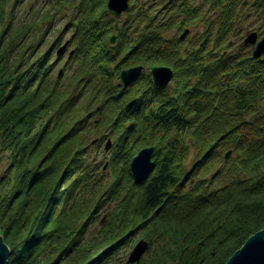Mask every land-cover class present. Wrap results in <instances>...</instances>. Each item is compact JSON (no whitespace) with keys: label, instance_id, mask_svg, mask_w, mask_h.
Here are the masks:
<instances>
[{"label":"trees","instance_id":"obj_1","mask_svg":"<svg viewBox=\"0 0 264 264\" xmlns=\"http://www.w3.org/2000/svg\"><path fill=\"white\" fill-rule=\"evenodd\" d=\"M27 1L0 0L8 264H121L136 232L150 243L137 264H226L264 229V55L246 43L227 50L245 21L264 34V0H131L115 45L107 0H42L29 16ZM52 28L75 42L56 78L51 51L36 49ZM131 65H169L174 82L156 88L142 73L117 99ZM108 137L102 173L91 142ZM145 146H155V165L136 185L130 161ZM192 155L197 178L178 186ZM219 178L227 182L215 187Z\"/></svg>","mask_w":264,"mask_h":264},{"label":"water","instance_id":"obj_2","mask_svg":"<svg viewBox=\"0 0 264 264\" xmlns=\"http://www.w3.org/2000/svg\"><path fill=\"white\" fill-rule=\"evenodd\" d=\"M108 7L110 11L119 17L124 11L129 8V0H108ZM117 29L120 26L117 24ZM188 32L185 30L182 37H184ZM118 37V32L111 36V42H115ZM245 42L253 46V56L259 58L264 55V35L259 38L256 31H252L245 38ZM66 45H63L58 53H61L65 49ZM143 66H134L126 68L121 72V78L123 86L116 93L115 97L120 98L123 94L124 89L132 83L141 73ZM150 74L152 76L153 82L158 86L168 85L173 78V70L166 66H153L150 68ZM137 99H133L126 106V110L132 109L136 103ZM111 140L109 139L106 144V149L110 148ZM155 148L153 146L142 148L138 151L131 162V171L135 179V183H141L153 166V154ZM229 153V152H228ZM196 162L192 168L187 171L184 178L179 182L182 185L189 178L192 171L197 166ZM148 248V243L142 239L139 241L138 245L129 253L128 262L138 261ZM9 249L5 244L3 238L0 236V264H8ZM226 264H264V229L252 234L246 242L229 258Z\"/></svg>","mask_w":264,"mask_h":264},{"label":"rangeland","instance_id":"obj_3","mask_svg":"<svg viewBox=\"0 0 264 264\" xmlns=\"http://www.w3.org/2000/svg\"><path fill=\"white\" fill-rule=\"evenodd\" d=\"M148 1L149 0H140V2L141 3H145L146 4V7H148L149 6V3H148ZM43 1L42 0H28L27 1V14L26 15H30V13H32V11H33V9H36V8H38V7H40L41 6V3H42ZM136 1L134 0V3H135ZM145 7V8H146ZM127 18H133V16L132 15H130V14H128V11L127 12H125V13H122L121 15H120V18H119V20L122 22L124 19L126 20ZM246 23H243V25H242V27L239 29V27H238V29L233 33V36H232V39H231V47L230 48H228L227 50L228 51H230V52H232V53H238V52H240V51H242V50H244V46H245V38L248 36V34L250 33V32H252V30H250L252 27H249V24H248V22L249 21H245ZM239 23H241V22H239ZM59 25L60 24H56V27H59ZM56 35H58V34H56V31L52 28L50 31H49V33H48V35H47V42L44 44V45H41V46H39V47H36V49H37V52H42V53H44V52H46V51H48V50H50V48H52V45H54L55 44V42H53V40L54 39H56L57 38V36ZM168 35V34H167ZM259 36H262V35H259ZM66 38V37H65ZM53 42V43H52ZM244 43V44H243ZM246 44H248V49L249 50H251L252 51V45L251 44H249V43H246ZM52 54V53H51ZM59 59V58H58ZM66 59H67V54H65L64 55V57L62 58V59H60V61H57V62H55V60H56V56L54 55V52H53V57H51V62L52 63H50L51 64V68H52V66H54L55 68L53 69V72H52V76L53 77H57V73H58V71H59V69L61 68V67H65V62H66ZM57 63V64H56ZM50 68V69H51ZM70 68V67H69ZM173 69V72H174V76H175V69L174 68H172ZM66 71H67V69H66ZM65 71V72H66ZM71 74V71H67V73L62 77V80L63 81H66L67 80V76L68 75H70ZM105 141H106V138L102 141V142H100V143H97V148L100 150V151H102L103 152V156L101 155V156H95V157H93V158H95V159H98V161H99V164L101 165V167L102 168H100V172H102L103 173V168L105 169L106 168V164H107V160H108V158H109V156H110V154H111V150H109V151H106L105 149H104V144H105ZM145 147H149V146H145ZM145 147H143V148H145ZM142 149V148H141ZM140 149V150H141ZM139 150V151H140ZM231 153H232V151H229V153H226L225 154V157H229L230 155H231ZM155 155V154H154ZM194 157H195V155H192L191 157H189V159H188V161H186L185 163H186V165H184V167L185 166H187V168L185 169V172L182 174V177H181V179H183L184 178V176H185V174L187 173V171H189L191 168H192V165H194L198 160H196V159H194ZM155 165V164H154ZM154 165H153V167H154ZM7 166V157H6V155L5 156H3V157H1V160H0V174L3 172V170L5 169V167ZM104 166V167H103ZM197 166H198V164H197ZM130 167V166H129ZM183 168V167H182ZM152 170H153V168H152ZM152 170L151 171H149V173L146 175V178L150 175V173L152 172ZM107 171V170H106ZM193 173V172H192ZM192 173H191V176H190V178L186 181V183H188L186 186H188L191 182L190 181H192L193 179L195 180L196 178H197V176H196V174H195V176H193L192 175ZM131 177H132V180H133V182H135V179H134V176H133V174H132V171H131ZM145 178V179H146ZM208 178L209 179H211V175H209L208 176ZM144 179V180H145ZM143 180V181H144ZM142 181V182H143ZM227 182V179H225V178H219L218 180H215V181H213V185L215 186V187H219V186H221V185H223V184H225ZM136 185H139V184H141V183H135ZM108 205V204H107ZM134 236V238H133V242H134V244H133V246L131 247V248H129V249H126L125 251H123L124 252V254H123V256H122V259L120 260V262H121V264H124V263H127V264H137L138 262H140L141 260H142V258L143 257H146L147 255H146V252H147V250L148 249H146V252L143 254V257L142 258H140L138 261H136V262H132V263H130V262H128V259H129V252H131L137 245H138V243H139V241L140 240H142V239H144L147 243H148V247L150 246V243H149V241L147 240V239H145V238H139V232H136V234H134L133 235ZM227 263V262H226Z\"/></svg>","mask_w":264,"mask_h":264},{"label":"flooded vegetation","instance_id":"obj_4","mask_svg":"<svg viewBox=\"0 0 264 264\" xmlns=\"http://www.w3.org/2000/svg\"><path fill=\"white\" fill-rule=\"evenodd\" d=\"M71 50H74V47L71 45V46H69L68 45V47H67V50L65 51V53H63L62 54V56H60L59 58L60 59H62L63 57H64V55L65 54H67V59H66V62H65V64H66V67H68V63L69 62H67L69 59H71V57H72V55L70 56V54H71ZM60 59H58V61H60ZM56 62H57V60H56ZM57 64V63H56ZM167 66H169V65H167ZM171 67V66H170ZM55 67L54 66H52V68H51V71H53V69H54ZM61 68H64V67H61ZM173 68V67H172ZM133 98H135V96L134 97H131L129 100H131V99H133ZM128 100V101H129ZM127 102V101H126Z\"/></svg>","mask_w":264,"mask_h":264}]
</instances>
